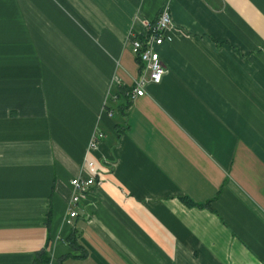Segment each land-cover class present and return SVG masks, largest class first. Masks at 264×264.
<instances>
[{"label":"crops","instance_id":"1","mask_svg":"<svg viewBox=\"0 0 264 264\" xmlns=\"http://www.w3.org/2000/svg\"><path fill=\"white\" fill-rule=\"evenodd\" d=\"M0 264H264V0H0Z\"/></svg>","mask_w":264,"mask_h":264},{"label":"built area","instance_id":"2","mask_svg":"<svg viewBox=\"0 0 264 264\" xmlns=\"http://www.w3.org/2000/svg\"><path fill=\"white\" fill-rule=\"evenodd\" d=\"M172 17L169 7L165 5L159 12V15L152 23L143 24L144 29L136 31L132 29L130 36L132 38V52L140 61V73L136 78L131 92L134 97L144 95L145 86L148 83L158 84L161 82L163 75L166 72V68L162 62L161 56L157 47L162 45L165 41L171 40L166 35L169 28L172 26ZM110 115V113H109ZM106 137V134L97 130L92 137L89 144V149L94 150L98 147V143ZM87 167L93 172L92 176L87 179H82L80 176L74 177L71 180L73 187V195L70 200L71 205H75L81 198V192L85 187L93 184L96 179V175L100 172L95 168L93 161L87 162ZM77 215V210L72 209L69 214L70 218ZM71 222V219L67 220Z\"/></svg>","mask_w":264,"mask_h":264},{"label":"trees","instance_id":"3","mask_svg":"<svg viewBox=\"0 0 264 264\" xmlns=\"http://www.w3.org/2000/svg\"><path fill=\"white\" fill-rule=\"evenodd\" d=\"M183 200H184L187 204L192 205V202H191L190 199H187V198H184V197H183ZM48 260H49V257H46V261H48Z\"/></svg>","mask_w":264,"mask_h":264}]
</instances>
